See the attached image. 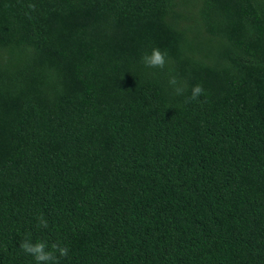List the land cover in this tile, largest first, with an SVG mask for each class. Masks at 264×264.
I'll return each instance as SVG.
<instances>
[{"label": "trees", "instance_id": "obj_1", "mask_svg": "<svg viewBox=\"0 0 264 264\" xmlns=\"http://www.w3.org/2000/svg\"><path fill=\"white\" fill-rule=\"evenodd\" d=\"M25 240L264 264V0H0V264Z\"/></svg>", "mask_w": 264, "mask_h": 264}, {"label": "clouds", "instance_id": "obj_2", "mask_svg": "<svg viewBox=\"0 0 264 264\" xmlns=\"http://www.w3.org/2000/svg\"><path fill=\"white\" fill-rule=\"evenodd\" d=\"M141 63L146 68H158L163 70L168 63V54L165 51H161L159 48H153L150 53H144L141 56ZM168 83L172 86L176 95H183L186 87L177 80L175 76H169ZM204 88L202 85H194L191 89V95L185 98V103L198 100V98L204 95ZM39 225L47 228V222L40 218ZM20 248L28 255H31L36 264H59L57 253L60 257H67L69 253L68 247H61L57 244L51 245V250L46 242L37 241L31 243L28 240L23 241L20 244Z\"/></svg>", "mask_w": 264, "mask_h": 264}]
</instances>
